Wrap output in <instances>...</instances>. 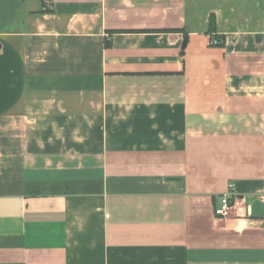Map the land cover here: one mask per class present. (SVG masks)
<instances>
[{"label": "crops", "instance_id": "1", "mask_svg": "<svg viewBox=\"0 0 264 264\" xmlns=\"http://www.w3.org/2000/svg\"><path fill=\"white\" fill-rule=\"evenodd\" d=\"M48 1L0 0V264H264V0Z\"/></svg>", "mask_w": 264, "mask_h": 264}, {"label": "built area", "instance_id": "2", "mask_svg": "<svg viewBox=\"0 0 264 264\" xmlns=\"http://www.w3.org/2000/svg\"><path fill=\"white\" fill-rule=\"evenodd\" d=\"M46 4H48V0H43ZM212 45H217L218 41L213 40L211 42ZM233 203V195L225 194L220 198V207L217 209V215L220 217H227L231 211V206Z\"/></svg>", "mask_w": 264, "mask_h": 264}, {"label": "trees", "instance_id": "3", "mask_svg": "<svg viewBox=\"0 0 264 264\" xmlns=\"http://www.w3.org/2000/svg\"><path fill=\"white\" fill-rule=\"evenodd\" d=\"M108 46V45H107Z\"/></svg>", "mask_w": 264, "mask_h": 264}]
</instances>
